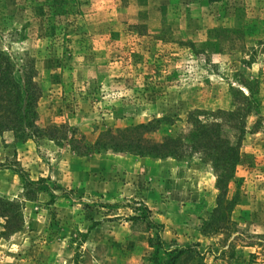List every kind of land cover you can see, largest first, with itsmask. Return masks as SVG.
<instances>
[{
  "label": "rangeland",
  "instance_id": "obj_1",
  "mask_svg": "<svg viewBox=\"0 0 264 264\" xmlns=\"http://www.w3.org/2000/svg\"><path fill=\"white\" fill-rule=\"evenodd\" d=\"M216 25L241 35L203 52ZM0 51L33 66L46 130L0 135V197L23 217L0 238V264H156L157 227L132 218L142 203L166 247L204 254L179 264H264V0H0ZM191 116L238 143L221 209L211 160L189 147L177 159L87 151L186 134ZM20 171L55 197L24 199Z\"/></svg>",
  "mask_w": 264,
  "mask_h": 264
},
{
  "label": "trees",
  "instance_id": "obj_2",
  "mask_svg": "<svg viewBox=\"0 0 264 264\" xmlns=\"http://www.w3.org/2000/svg\"><path fill=\"white\" fill-rule=\"evenodd\" d=\"M239 26V25H237ZM241 30L239 27H225L216 25L208 31L209 42L202 44V51L220 49V40L222 36L231 37L240 36ZM211 39H214L213 45ZM192 48L194 43H189ZM219 46V47H217ZM222 47V45H221ZM28 65V66H27ZM34 69L29 66V63L20 64L15 60L11 54L0 51V135L3 132L11 131L13 136L18 141H25L26 139L36 137L40 132H46L37 126V112L36 102L38 98V89L33 81ZM250 84V83H249ZM248 90L250 87L248 85ZM251 94V93H250ZM251 95L245 96L249 100ZM239 111V110H238ZM238 111H230L224 117L229 120ZM251 111V108L245 110L242 114L246 116ZM224 118L223 116H218ZM156 122V121H155ZM191 128L186 134L180 135H166L158 142L142 143L134 142L126 138L123 140H112L110 143H101L96 140L92 145H87V151L98 152L100 149L111 148L114 151H126L135 155L150 157V158H180L184 156V149L189 147L193 151H198L207 156L212 166L216 171V184L221 191L218 196V204L220 209L222 207V196L231 180L235 167L239 162V149L236 144H233L227 134L224 133L220 122H207L198 118L197 116L190 117ZM241 132L244 129L243 121L235 123ZM141 128L146 125L142 124ZM38 132V134H37ZM86 154L85 152H80ZM79 154V152H78ZM24 180L23 198L33 200L37 197V193L46 192L51 199L55 194L45 184V180L39 178L38 180H31L24 175L22 171L19 172ZM142 213L134 215L133 219H147L148 224L157 227L155 231L157 244L154 247L153 260L156 264H179V261L194 252L196 257H202L203 252L196 249V243L190 245H179L174 247H166L163 243L162 236L159 232L162 227L161 223L153 221L150 215V210L142 203ZM22 204L18 200H7L0 197V217L3 218V223H0V238L16 232H19L23 227V217L21 214ZM219 208V207H218ZM229 208V206H228ZM216 211L218 209L216 208ZM222 213V212H219ZM221 217H218L211 222H204L211 224L213 230L217 231L220 227L215 224Z\"/></svg>",
  "mask_w": 264,
  "mask_h": 264
}]
</instances>
